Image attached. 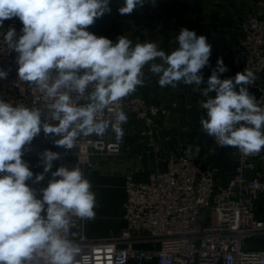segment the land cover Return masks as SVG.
Instances as JSON below:
<instances>
[{"label": "clouds", "instance_id": "1", "mask_svg": "<svg viewBox=\"0 0 264 264\" xmlns=\"http://www.w3.org/2000/svg\"><path fill=\"white\" fill-rule=\"evenodd\" d=\"M144 2L124 0L118 11L131 14ZM108 5L109 0H0V27L13 18L23 25L18 38L15 28L4 35L7 49L16 54L17 76L46 101L42 111L0 99V264H35L37 259L76 264L80 248L63 233L74 218L95 219L93 185L80 167L53 170L61 156L51 150L40 154L43 172L34 175L23 159L26 146L41 131L60 137L54 144L66 150L109 129L121 140L128 121L121 102L145 86L146 67L161 88L182 83L201 91L206 97L200 105L206 113L201 129L218 146L235 148L242 157L264 150V107L249 92L257 78L253 71L245 68L221 79L228 68L218 58L202 88V69L209 66L212 51L204 35L181 28L178 46L166 52L154 41L133 45L124 35L113 41L87 31L111 11ZM7 75L0 70V79ZM106 112L114 113V120ZM28 181L44 185L42 196Z\"/></svg>", "mask_w": 264, "mask_h": 264}, {"label": "built area", "instance_id": "2", "mask_svg": "<svg viewBox=\"0 0 264 264\" xmlns=\"http://www.w3.org/2000/svg\"><path fill=\"white\" fill-rule=\"evenodd\" d=\"M17 19L5 20L0 27V70L8 72L0 79V99L44 111L42 93L18 78L16 54L9 52L4 41L6 24ZM239 27L238 41L213 60L214 68L218 58L228 68L221 79L233 78L245 68L256 77L264 74V15L250 11L239 20ZM258 87L256 100L264 107V79ZM121 103L141 133L150 136L153 125L168 112L160 102L136 94ZM106 115L114 120V113ZM44 136L48 142L53 138L52 134ZM122 146L123 138L112 137L109 129L103 137H84L74 149H61L72 159L68 168L80 167L87 176L94 167V156L119 154ZM194 152V147L187 145L169 157L165 169L154 171L146 181L128 175L127 226L121 233L90 237L86 220L74 218L63 234L80 248L76 264H264V247L249 246L252 238H264V205L257 208V202L264 199V150L242 157L233 148L234 169L226 179L219 169L204 166ZM35 264L46 262L37 259Z\"/></svg>", "mask_w": 264, "mask_h": 264}, {"label": "crops", "instance_id": "3", "mask_svg": "<svg viewBox=\"0 0 264 264\" xmlns=\"http://www.w3.org/2000/svg\"><path fill=\"white\" fill-rule=\"evenodd\" d=\"M243 1L244 4L238 2L229 9L220 4L213 8L212 14L202 13V18L193 19L194 21H191V18L188 19V29L193 30L192 27H194L197 36L204 35L212 46L209 66L202 69L205 81L201 85L202 88L207 86V78L214 69V58L222 55L227 47H232L240 37V33L228 32V30H240L239 20L250 11H258L264 15V0ZM184 8L192 10L190 4ZM177 35L178 33L173 38L175 42ZM136 36V42L148 41L146 30H140ZM165 51L172 50L166 49ZM152 76L151 83L138 87L135 94L144 96L149 101L160 102L168 108V112L153 125L151 136L142 134L134 117L127 115L128 121L123 127L122 151L119 154L94 156V167L86 176L91 181L92 190L97 198L96 217L94 220H86V233L90 237L119 234L127 226L124 217V202L127 197L128 175H131L135 181L148 180L154 171L165 169L166 162L171 155L180 153L189 144L195 149L194 156L204 166L219 169L225 179L234 169L233 148L218 146L215 140L201 129L200 117L206 115L205 110L200 106L206 100L201 91H194L195 85L182 83L176 88H161L158 85V77L153 74ZM112 137H115L114 132H112ZM59 138L53 135L52 140L48 142L41 131L31 144L26 146L29 150L26 151L23 159L29 164L34 175L43 172L40 154L45 150L60 153L61 158L53 162V170L60 166L71 165V157L64 154L61 147L54 144V140ZM197 146H199L198 153L196 152ZM46 182L47 180L45 184ZM27 183L37 190L38 197L42 196L39 188L44 185H36L32 181ZM263 205L264 199L262 198L257 202V208ZM255 240L253 247H264V238ZM144 247L148 248L150 244H145ZM146 264L157 263L153 261Z\"/></svg>", "mask_w": 264, "mask_h": 264}, {"label": "rangeland", "instance_id": "4", "mask_svg": "<svg viewBox=\"0 0 264 264\" xmlns=\"http://www.w3.org/2000/svg\"><path fill=\"white\" fill-rule=\"evenodd\" d=\"M238 2L244 4L243 0H155L154 4L152 0H145L143 7L137 6L131 14L121 15L118 9L124 6V0H109L108 6L111 11L96 19L95 23L86 30L113 41L124 35L133 42V45L136 43L135 35L140 30H146L148 41L157 42L163 50H173L177 45L173 41L174 35L181 28H189L187 24L189 18L194 21L193 19L202 18V13L212 14L213 8L217 5L223 4L229 9ZM188 4L192 7L190 11L184 8ZM192 29L194 30V27ZM144 71L147 80L145 85H148L153 76L147 67ZM255 241V238H252L249 246L253 247Z\"/></svg>", "mask_w": 264, "mask_h": 264}, {"label": "water", "instance_id": "5", "mask_svg": "<svg viewBox=\"0 0 264 264\" xmlns=\"http://www.w3.org/2000/svg\"><path fill=\"white\" fill-rule=\"evenodd\" d=\"M214 25V24H213ZM215 26V25H214ZM23 27L22 23L20 22L19 19L14 20V21H10L6 24V28L7 30L9 28H15L16 29V33H17V38L19 37V35H21V28ZM228 32H238L241 34V30L238 31H232V30H228ZM264 79V74L260 77H257L256 80L254 81L252 86H249V92L250 94H252L256 99L260 96V91H259V84L260 82ZM238 91V88H237Z\"/></svg>", "mask_w": 264, "mask_h": 264}, {"label": "trees", "instance_id": "6", "mask_svg": "<svg viewBox=\"0 0 264 264\" xmlns=\"http://www.w3.org/2000/svg\"><path fill=\"white\" fill-rule=\"evenodd\" d=\"M136 38H137V36L135 35V38H134V39H135V42H136ZM134 39H133V40H134ZM136 43H137V42H136Z\"/></svg>", "mask_w": 264, "mask_h": 264}]
</instances>
